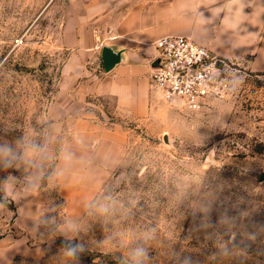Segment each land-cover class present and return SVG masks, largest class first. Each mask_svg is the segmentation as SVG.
Returning a JSON list of instances; mask_svg holds the SVG:
<instances>
[{
	"label": "rangeland",
	"instance_id": "1",
	"mask_svg": "<svg viewBox=\"0 0 264 264\" xmlns=\"http://www.w3.org/2000/svg\"><path fill=\"white\" fill-rule=\"evenodd\" d=\"M73 2L0 0V144L43 148L0 167V264H120L149 232L145 264H264V72L224 61L225 90L203 108L159 100L145 125L116 121L60 72ZM80 119L121 150L86 206L69 212L56 162ZM106 196L113 210L102 214Z\"/></svg>",
	"mask_w": 264,
	"mask_h": 264
},
{
	"label": "crops",
	"instance_id": "2",
	"mask_svg": "<svg viewBox=\"0 0 264 264\" xmlns=\"http://www.w3.org/2000/svg\"><path fill=\"white\" fill-rule=\"evenodd\" d=\"M74 1L62 25L60 42L69 52L60 72L116 121L139 126L155 119L152 42L165 35L190 36L221 60L264 72V0ZM70 134L74 139L62 145L56 162L57 190L69 212L86 206L118 164L121 150V142L108 141V130L91 120H78ZM66 148L75 161L62 171Z\"/></svg>",
	"mask_w": 264,
	"mask_h": 264
},
{
	"label": "built area",
	"instance_id": "3",
	"mask_svg": "<svg viewBox=\"0 0 264 264\" xmlns=\"http://www.w3.org/2000/svg\"><path fill=\"white\" fill-rule=\"evenodd\" d=\"M152 45L150 82L160 101L197 111L224 92V60L206 46L186 35H165Z\"/></svg>",
	"mask_w": 264,
	"mask_h": 264
},
{
	"label": "clouds",
	"instance_id": "4",
	"mask_svg": "<svg viewBox=\"0 0 264 264\" xmlns=\"http://www.w3.org/2000/svg\"><path fill=\"white\" fill-rule=\"evenodd\" d=\"M43 152L42 146L33 140H22L19 150L11 144H0V167L12 168L20 162H27L29 157H36ZM63 162L62 171H67L75 161V153L71 148H66L61 153ZM105 202H101L98 206L99 212L109 214L113 210V201L111 196L104 198ZM96 205H90V208H95ZM153 239L152 234L146 233L143 237V242L137 243L129 250L128 260L125 264H145L148 254L145 243ZM79 251V246L67 244L65 246V255L76 257Z\"/></svg>",
	"mask_w": 264,
	"mask_h": 264
},
{
	"label": "water",
	"instance_id": "5",
	"mask_svg": "<svg viewBox=\"0 0 264 264\" xmlns=\"http://www.w3.org/2000/svg\"><path fill=\"white\" fill-rule=\"evenodd\" d=\"M219 62H222V60H219ZM126 261L122 260L120 264H125Z\"/></svg>",
	"mask_w": 264,
	"mask_h": 264
}]
</instances>
